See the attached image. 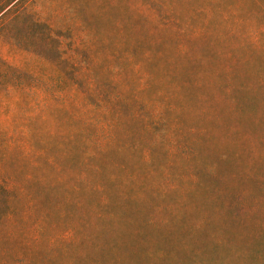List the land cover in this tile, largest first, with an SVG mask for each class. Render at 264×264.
I'll use <instances>...</instances> for the list:
<instances>
[{"label": "trees", "instance_id": "obj_1", "mask_svg": "<svg viewBox=\"0 0 264 264\" xmlns=\"http://www.w3.org/2000/svg\"><path fill=\"white\" fill-rule=\"evenodd\" d=\"M145 1L146 8L156 10L161 16L159 25L142 13L139 17L128 13L130 27L108 16L96 18L95 8L88 0H83V14L91 15L80 22L91 37L84 46L76 47L72 35L69 42L62 41L64 35L60 33L64 30L69 33L68 30L41 20L30 5L21 0H0V160L8 158V162H14L9 158L13 153H18L15 157L20 160L14 172L0 174V239L17 247V264L20 261L57 264V252L45 247V240H39L43 228L29 240L30 235L23 225L26 218L34 215L27 212L30 209L43 217L45 226L59 224L64 202L54 199L61 197L50 184L52 168L66 173L65 189L66 181L79 176L80 172L75 171L83 166L89 145L94 169L103 172L104 183L110 186L109 196L104 200L110 202L113 197L111 208L116 211L102 218L97 215L99 228L112 229L113 225L116 228L117 218L124 210L131 213L142 206L157 214L166 212L177 194L187 188L195 192V201L190 200L196 208L198 204L202 209L200 203L204 201L222 198L225 209L234 213L243 209L241 202L231 198L238 195L230 188L212 184L224 175L212 170L208 161L198 167L196 161L203 156L202 150L210 157L216 156L217 162L227 160V154L216 149V133L222 134V141L236 137L242 151L262 156L264 105H255V100L261 96L252 98L246 95L248 87L237 85L224 87V94L216 100L201 92L207 87L193 68L182 69L176 63L173 55H181L183 50L179 44H169L161 35V28L169 26L180 36L195 35L194 19L213 12H206L203 6L206 0H182L197 3L187 18L188 24L175 12L165 10L163 0ZM232 1L227 2L228 10L232 8ZM248 2L251 9L238 15L240 19L232 26L237 27L235 33L246 34L249 46L255 48L264 41V0ZM104 3L115 8L109 1ZM219 15L221 24L230 18L223 17L222 11ZM128 32L137 33V39L129 42ZM138 71L145 74L143 86L136 77ZM156 75H160L167 91L175 92V97L163 96L159 113L152 110L151 104L143 102L144 97L151 98L149 91L156 85ZM261 84L259 89L264 90V81ZM230 92L234 94L231 97ZM48 110L61 116L72 132L64 139L74 151V157L72 155L69 162L60 158L64 169L44 153V137L39 135L42 130L39 118H44ZM184 113L188 114V120H179ZM172 116L177 117V138L160 126L167 124ZM25 146L28 149L30 146L34 152L23 153ZM66 157L67 153L63 158ZM104 164L108 165L106 169ZM120 166L124 180H119L114 172ZM109 167L115 168L113 173H109ZM165 169L167 172L163 174ZM156 172L158 176L148 175ZM236 176L238 174H229L231 180ZM90 187L97 191L104 189L99 185ZM172 219L175 229L167 216L148 221L166 226L174 234L189 223L184 217L173 216ZM70 231L75 238L65 243L67 249L82 240L99 254L109 251L105 238L82 234V238L76 239L78 229ZM27 240L32 245L27 244Z\"/></svg>", "mask_w": 264, "mask_h": 264}, {"label": "rangeland", "instance_id": "obj_2", "mask_svg": "<svg viewBox=\"0 0 264 264\" xmlns=\"http://www.w3.org/2000/svg\"><path fill=\"white\" fill-rule=\"evenodd\" d=\"M108 1L115 8L106 6L104 2L108 3ZM228 1L206 0L203 4L206 12H213L208 16L204 14L203 17L194 19L193 24L197 25L195 35L180 36L169 26L161 28V35L169 44L181 46L183 54L173 55L174 59L182 69L193 68L198 78H202L207 90L201 92L220 100L225 91L224 87L243 85L249 88L246 95L249 94L252 98L261 96L259 100H255V105H264V90L259 89L261 82L264 81V41L253 48L249 46V38L246 34L235 33L238 30L232 24L237 21V18L240 19L238 15L251 9V4L248 0H234L231 2L232 8L228 10L226 8ZM88 2L95 8L94 17L96 18L108 16L111 19L122 20V23L130 27L128 13L135 17L141 16L142 13L157 25L161 22V16L156 10L146 8L145 0H88ZM163 2L165 10L175 12L179 18L185 20L186 24L189 23L187 18L197 6L196 2L188 4L182 0H163ZM21 3L30 5L41 20L54 27L68 30L69 33L64 29L60 33L64 35L63 43L64 40L69 42V35L74 36L76 47L84 46L90 39L91 35L83 29L80 22L91 15L83 14V0H21ZM234 9L235 13L232 14ZM219 11L223 12V17H230L222 24ZM135 34L127 33V37L131 38L129 42L137 39L138 34ZM156 76L157 81L154 82L156 85L152 91H149L151 98L147 100V97H144L143 102L146 105L151 104L152 110L159 113L163 108V96L175 97V92L167 91L164 82L160 81V75ZM136 77L139 85L143 86L144 72L138 71ZM229 94L230 97L234 95L231 92ZM181 98L183 99L182 94ZM44 114V118H39L42 122L39 135L41 138L43 135L45 141L44 153L64 169L60 158L69 162L71 156L74 157L72 148L65 144V139L72 132L64 125L61 116L53 113L52 110ZM188 118V114L184 113L179 120H188ZM176 123L177 117L172 116L167 124L160 126L171 137L177 138ZM214 135L218 140L216 149L227 154V160L217 162L219 159L216 156L210 157L206 150H202L203 156L196 161V166H201L208 161L210 166L212 165V170L224 175V178L220 181L218 179L212 181V184L219 188L228 190L230 188L234 195L237 194L236 198L230 196L233 200L241 202L242 210L234 213L225 209L222 198L200 203L202 209L195 202L198 206L196 208L190 200L192 198L195 201V192L187 188L182 191L184 193L177 194L166 212L161 211L157 214L156 211L150 212L142 206L135 208L131 213L120 210L123 212H119L116 228L114 225L112 229L108 226L99 228L96 216L99 215L102 218L106 213L116 214V211L111 208L114 204L113 197L110 202L104 200L106 196H109L107 192L110 186L105 185L104 175L101 174L103 172H96L94 169L95 161L91 158L92 147L89 145L84 155L83 166L77 167L81 169L75 171L80 172L79 176H72L71 180L66 181L65 189L63 185L66 173L59 168H52L50 184L61 197H54V199L60 203L61 200L64 202L61 207L62 218L58 220L59 224L47 227V224L46 226L43 224V217L40 214H36L32 209L28 210V213L34 214L26 218L23 225L27 234L30 235L29 240L42 227L43 232L39 240H45V247L53 248L57 252L55 254L57 264H97V262L100 264H264V153L260 157L249 155L247 151L240 149L236 137L222 141L221 133ZM24 149L23 153L34 152L30 146L29 149L27 146ZM66 153L67 157L64 159ZM17 155L18 153L9 155V158L14 160L12 163L7 161L8 158L0 160V174L5 176L15 171L14 168L20 162L19 158L15 157ZM20 158L22 159L21 156ZM189 166L190 162L187 167ZM103 167L106 169L108 165L104 164ZM114 169L109 167V173H113ZM114 172L119 180H124L121 166ZM166 172L165 169L163 174ZM234 173L238 176L231 180L233 178H230L229 174ZM158 174L159 172L148 175L158 176ZM107 177H110V174H107ZM97 185L104 186V189L97 191L90 187ZM163 216L169 218L174 229L176 223L172 219L173 216L188 218L189 223L180 230H175L174 234L170 228L153 225L148 221V219ZM95 222L96 225H94ZM71 228L78 229L76 239L82 238V234L105 238L109 251L99 254L97 249H93L94 247L82 240H77L67 249L65 243L75 238L73 231H70ZM9 229L6 230L8 233ZM86 229L87 232H85ZM112 230L115 231L112 233ZM0 240V264H17L15 262L19 260L17 247L11 242L5 244L3 238ZM29 240L27 244L32 245ZM40 247L44 249V245ZM19 264H23V261Z\"/></svg>", "mask_w": 264, "mask_h": 264}]
</instances>
